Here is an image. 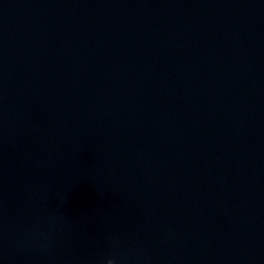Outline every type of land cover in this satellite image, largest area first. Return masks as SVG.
<instances>
[{
	"label": "water",
	"instance_id": "obj_1",
	"mask_svg": "<svg viewBox=\"0 0 264 264\" xmlns=\"http://www.w3.org/2000/svg\"><path fill=\"white\" fill-rule=\"evenodd\" d=\"M264 264V0H0V264Z\"/></svg>",
	"mask_w": 264,
	"mask_h": 264
},
{
	"label": "clouds",
	"instance_id": "obj_2",
	"mask_svg": "<svg viewBox=\"0 0 264 264\" xmlns=\"http://www.w3.org/2000/svg\"><path fill=\"white\" fill-rule=\"evenodd\" d=\"M106 264H114V260L112 257H108L106 260Z\"/></svg>",
	"mask_w": 264,
	"mask_h": 264
}]
</instances>
